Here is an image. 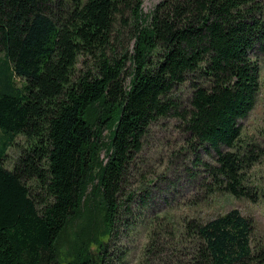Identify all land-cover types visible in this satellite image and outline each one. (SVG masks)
I'll use <instances>...</instances> for the list:
<instances>
[{"label":"trees","instance_id":"obj_1","mask_svg":"<svg viewBox=\"0 0 264 264\" xmlns=\"http://www.w3.org/2000/svg\"><path fill=\"white\" fill-rule=\"evenodd\" d=\"M144 2L0 0V264H124L119 238L155 211L158 178L140 172V155L161 120L185 136L198 166L185 172L196 180L201 167L199 189L263 196L250 181L262 153L243 143L241 121L261 89L264 0H161L150 15ZM83 211L76 242L70 227ZM174 224L161 232L191 237V264H264V243L238 210L184 220L187 235ZM160 241L150 255L178 250Z\"/></svg>","mask_w":264,"mask_h":264},{"label":"rangeland","instance_id":"obj_2","mask_svg":"<svg viewBox=\"0 0 264 264\" xmlns=\"http://www.w3.org/2000/svg\"><path fill=\"white\" fill-rule=\"evenodd\" d=\"M160 1L145 0L143 4L144 14L150 15ZM131 43V47H133L134 42ZM260 79L261 89L257 96L255 107L249 116L241 121L243 143L257 145V150L262 153L259 162L250 172L252 185L263 193L260 201L253 203L248 199H237L233 195L219 189H214L213 193L202 190V188L199 189V182L203 178L201 167L194 169V172L199 177L196 180H192L188 176L189 171L185 172L186 168L198 167L191 164V157L187 160L185 136L181 134L179 126L174 120H161L151 127L140 155V172L150 175L149 178L154 176L158 178L152 196L155 203V211H149L151 213H146L147 216L145 218H139L138 224L134 228L127 229L125 234L119 238L117 248H119L120 252H125L124 264H191L190 257L194 255L195 249V246L191 244V237L184 236V241L178 243V240H168L165 236L167 233H162L161 231H165L167 227L172 229L175 225L174 223L181 225L184 220L193 219L197 222H207L231 210H238L251 221L253 225V242L255 244L264 243V58ZM179 96L187 105L191 96L189 88L181 89ZM108 132L109 130L106 129L103 135L106 136ZM25 144L26 141L23 137L17 139L16 145L8 151L5 160L6 168L13 169L14 163L19 158L21 147H25ZM180 151H184V153ZM202 156L205 161L213 163L205 154ZM99 158L106 161L105 150L102 153L100 152ZM96 182L97 179L94 180V183L89 184L88 195L91 194ZM174 184L178 186L175 187ZM165 200H167V203ZM99 212L100 209L94 215ZM84 213L86 212L83 211L79 220L76 219L74 226L70 227V232L74 231L76 233V242L85 226L86 214ZM157 215L162 218H156ZM155 219L159 220L155 225L152 224L151 226V222ZM168 219L171 222L167 223ZM184 227L182 225L178 226V234L183 232V234H180L181 236L186 234ZM152 237H157L158 240H161V243L165 244V246L161 247L162 249L168 248L167 245L169 244L177 245L178 243V250L168 249L161 256L150 255L147 248ZM89 249L92 253L97 252V247L94 244L91 245L89 243ZM62 251L70 254L69 247L66 244H64Z\"/></svg>","mask_w":264,"mask_h":264}]
</instances>
